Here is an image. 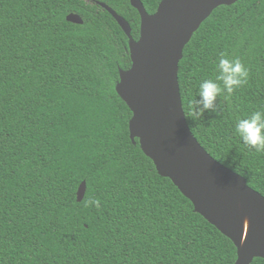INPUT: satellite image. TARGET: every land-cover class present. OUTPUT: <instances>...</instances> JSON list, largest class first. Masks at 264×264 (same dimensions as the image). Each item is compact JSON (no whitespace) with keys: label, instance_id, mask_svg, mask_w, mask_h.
<instances>
[{"label":"trees","instance_id":"trees-1","mask_svg":"<svg viewBox=\"0 0 264 264\" xmlns=\"http://www.w3.org/2000/svg\"><path fill=\"white\" fill-rule=\"evenodd\" d=\"M141 1L153 14L162 0ZM98 2L139 39L130 0H0V264H235L234 243L132 141L116 91L129 39ZM221 53L242 61L248 82L193 120L189 102ZM179 84L198 142L264 196V152L234 133L264 109V0L215 9L184 50Z\"/></svg>","mask_w":264,"mask_h":264},{"label":"water","instance_id":"water-1","mask_svg":"<svg viewBox=\"0 0 264 264\" xmlns=\"http://www.w3.org/2000/svg\"><path fill=\"white\" fill-rule=\"evenodd\" d=\"M130 1L141 17L138 40L123 16L107 4H98L129 39L132 64L128 70H120L116 91L132 112V141L139 139L159 175L169 178L195 211L234 243L235 264L264 259V196L198 142L184 112L179 84V65L194 34L215 9L240 0H162L153 14L141 0ZM67 21L84 23L78 14H70ZM85 192L83 182L77 192L79 202ZM246 217L250 235L244 240Z\"/></svg>","mask_w":264,"mask_h":264},{"label":"clouds","instance_id":"clouds-1","mask_svg":"<svg viewBox=\"0 0 264 264\" xmlns=\"http://www.w3.org/2000/svg\"><path fill=\"white\" fill-rule=\"evenodd\" d=\"M215 78L204 79L200 82L195 99L189 102V115L195 120L203 116L205 111L218 110L217 97L226 92L232 94L248 82L249 69L239 58H229L221 53L215 64ZM234 133L241 142L257 153L264 152V109L252 112L239 118L234 127ZM86 206L100 207V201L91 198Z\"/></svg>","mask_w":264,"mask_h":264},{"label":"bare ground","instance_id":"bare-ground-1","mask_svg":"<svg viewBox=\"0 0 264 264\" xmlns=\"http://www.w3.org/2000/svg\"><path fill=\"white\" fill-rule=\"evenodd\" d=\"M100 5V4H99ZM101 6V5H100ZM103 8V7H102ZM148 12V11H147ZM72 14H74V13H72ZM150 14V13H149ZM70 15V14H69ZM68 15V16H69ZM134 38V37H133ZM244 232H245V234H244V240H247V238L249 237V235H250V220H249V217H246L245 218V226H244Z\"/></svg>","mask_w":264,"mask_h":264}]
</instances>
